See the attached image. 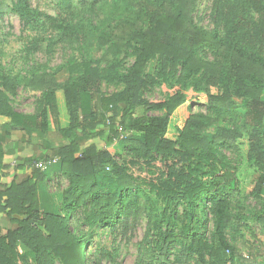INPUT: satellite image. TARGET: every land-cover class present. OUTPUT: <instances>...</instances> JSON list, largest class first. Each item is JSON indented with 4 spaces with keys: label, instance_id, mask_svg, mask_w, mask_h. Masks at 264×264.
<instances>
[{
    "label": "trees",
    "instance_id": "1",
    "mask_svg": "<svg viewBox=\"0 0 264 264\" xmlns=\"http://www.w3.org/2000/svg\"><path fill=\"white\" fill-rule=\"evenodd\" d=\"M88 1L96 0H56L61 8ZM109 2L114 12L126 16L118 23L102 26L93 36V44L104 51L100 59L70 60L51 73L22 79L0 74V126L7 138L23 131L45 135L58 130L70 141L57 155L59 170L69 181L62 210L73 215L84 206L89 231V237L80 240L70 215L39 206L38 191L47 175L36 170L27 181L0 190V220L11 225L4 228L0 224V264H54V257L61 264H89L87 244L97 247L93 257H102V235L130 213L129 201L137 198L142 186L154 195V207L138 264H164L176 248L183 261L197 259L201 264H211L206 257L213 255L212 249L201 233V210L209 202L220 206L216 249H231L223 213L234 206L231 197L238 182L222 148H247L251 161L264 169L260 146L264 137V57L255 51L257 29L248 6L250 3L252 9L261 12L264 0H227V15L232 18L224 37L218 30L208 31L195 23L196 0ZM7 10L28 24L47 26L52 34L63 26L57 17L33 8L29 0H0V15ZM67 30L83 38L80 25L68 26ZM208 52L216 59H208ZM122 56L135 58L127 70L121 69ZM156 60L155 74H147L148 64ZM63 72L69 78L59 82L57 77ZM98 83L117 87L101 96L102 115L109 113V146L104 150L92 146L82 153L78 131L87 135L100 121L92 107L91 90ZM21 84L43 94L32 115L22 114L12 105ZM156 85L165 89L163 97L145 98ZM234 97L242 99L243 112H239ZM196 106L205 107L209 114L195 112ZM140 107L146 113L163 115L140 117L136 113ZM240 113L245 118L241 130L218 127L210 131L223 118L239 117ZM118 120L123 128L131 129V136L121 138L116 129ZM116 142L129 151L128 162L116 161ZM28 165L30 161L16 169L24 170ZM129 165L155 175L152 179L134 176L128 173ZM10 167L4 161L0 140V182ZM263 185L264 175L254 190L259 196ZM179 207L185 208L186 222L178 219ZM153 223L159 232L155 241H151ZM243 225L240 211L235 232L240 233ZM250 264H264V260Z\"/></svg>",
    "mask_w": 264,
    "mask_h": 264
},
{
    "label": "rangeland",
    "instance_id": "2",
    "mask_svg": "<svg viewBox=\"0 0 264 264\" xmlns=\"http://www.w3.org/2000/svg\"><path fill=\"white\" fill-rule=\"evenodd\" d=\"M29 2L33 8L57 17L60 24H63L62 29L54 31V35L52 34L53 30L47 26L28 24L14 12L4 11L0 15V74L2 75H11L22 79L34 74L51 73L70 60L80 62L100 59L104 51L93 44V36L97 35L102 26L108 23H118L126 16V14L121 16L120 12H114L109 0L88 1L84 4H75L72 8H61L56 0H29ZM248 6L250 8L249 14L253 15L257 29L258 40L254 41L256 43L255 51L264 57V9L260 12L252 9L250 3ZM228 9L230 6L227 4V0H196L194 21L199 27L208 31L218 30L219 34L224 37L227 27L230 26L229 20L232 18V16L227 15ZM234 15L236 14L233 13ZM78 25L82 28L83 38H77L78 36L67 30L68 26L75 27ZM63 29H65V33L60 34L59 32H62ZM60 35L62 39L58 37ZM253 45L255 44L253 43ZM122 58L124 56L120 60ZM207 58L215 60L216 55L208 52ZM134 61L135 58L132 57L124 58L121 61V69H129ZM157 68V60L152 61L148 64L146 73L153 75ZM68 78L66 72L57 77L59 82H64ZM96 87H99L100 91H96ZM17 90V95L12 97L14 109L25 115L34 114L38 100L43 94L34 90H27L22 84L18 86ZM91 90L93 92L92 107L100 121L96 129L88 132L87 135L81 130L78 131L77 143L82 153L92 146L98 150L106 149L109 146V137L111 136L107 118L109 113L106 114V117L102 115L101 96L113 93L117 87L98 83L96 86H92ZM164 92L165 89L156 85L145 93V98H162ZM233 101L239 112H243L242 99L234 97ZM194 110L197 113L209 114L208 110L202 106H196ZM136 113L140 117L163 115L162 112L146 113L143 107L138 108ZM244 122L245 118L240 113L239 117L223 118L210 131L215 132L218 127H235L241 130L244 128L242 126ZM116 129L120 136L129 137L132 135L131 129L123 128L119 120L116 123ZM12 138L15 139L18 147L21 146L30 154L31 165L28 166L32 174L38 170L35 168V164L41 162L47 164L45 171L40 170L47 175V180L41 184V189L43 188L41 207L43 209L47 207L46 209H51V211L59 209L62 214L70 215L77 238L82 240L89 237L88 227L84 222L85 207L77 208L73 215L62 210L63 192L68 187L69 181L59 170L60 161L57 155L58 150L69 144L70 141H66L58 130L45 135L38 132L29 135L23 131L21 135L14 134L7 138L5 128L0 126L2 143L11 144ZM260 146L264 151V137L261 138ZM114 149H116L115 159L118 163L123 164L130 160L129 151L123 149L119 142L115 143ZM246 149L222 148L228 163L236 170L235 176L238 182L237 191L231 197V202L235 207L233 206L223 213L226 233L231 244L230 250L216 249L214 236L218 217L221 214L218 209L220 206L209 202L203 205L201 210V233L205 234V238L212 249L213 255L208 254L206 257V260L211 264H250L253 262L260 263L264 260V223L262 221L264 217V189L260 196L254 191L260 177L264 175V169L258 167L255 160L251 161L250 153ZM110 168L112 167L110 166ZM128 173L146 179H152L155 175L153 171L148 173L131 165H129ZM152 195L148 187L142 186L137 198L130 199V213L124 215L112 230H107L102 235L105 248L102 257L100 255L97 258L93 257L91 254L93 251L95 252L97 247L95 245L89 247L87 244L85 254L89 264H138L140 247L149 229L148 224L152 222L154 207V195ZM240 211L244 215V225L240 233H236L234 223ZM184 212L185 208L179 207L178 219L181 222H186ZM152 228L151 241H155L159 232L156 229V224L153 223ZM178 252V248L171 251L169 260L164 264H201L197 259L183 261L178 258ZM54 264H61L56 257H54Z\"/></svg>",
    "mask_w": 264,
    "mask_h": 264
},
{
    "label": "crops",
    "instance_id": "3",
    "mask_svg": "<svg viewBox=\"0 0 264 264\" xmlns=\"http://www.w3.org/2000/svg\"><path fill=\"white\" fill-rule=\"evenodd\" d=\"M15 139L12 138L11 144H3L4 146V161L7 164H10V168L5 171L6 177L4 181L0 182V190L4 191L13 183L21 184L28 180V178L32 175V171L29 170V166H27L24 170L16 169V166L24 165L26 162L30 161V154L27 150L22 148L21 146H17ZM29 158V159H28ZM43 193V188L38 191V200L39 206L41 207V195ZM0 224L4 228H10V223L4 220H0ZM21 250L23 249L20 246Z\"/></svg>",
    "mask_w": 264,
    "mask_h": 264
},
{
    "label": "built area",
    "instance_id": "4",
    "mask_svg": "<svg viewBox=\"0 0 264 264\" xmlns=\"http://www.w3.org/2000/svg\"><path fill=\"white\" fill-rule=\"evenodd\" d=\"M121 138H123V136H121ZM35 168L41 171H45L47 169V164L46 163H37L35 164Z\"/></svg>",
    "mask_w": 264,
    "mask_h": 264
}]
</instances>
